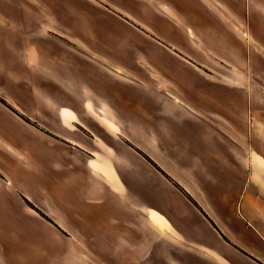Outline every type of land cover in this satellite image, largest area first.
<instances>
[{
  "label": "crops",
  "instance_id": "1",
  "mask_svg": "<svg viewBox=\"0 0 264 264\" xmlns=\"http://www.w3.org/2000/svg\"><path fill=\"white\" fill-rule=\"evenodd\" d=\"M138 28L178 56L194 57L195 44L228 59L242 51L245 33L264 48V0H0V60L52 62L56 44L85 45L107 58ZM229 93L174 104L186 139L170 146L141 132L137 147L149 160L137 166L141 158L127 152L126 169L105 162L114 130L86 116L84 103L64 108L85 132L69 130L57 111L53 117L52 99L31 114L19 105L24 117L0 112V264H137L140 254L145 264H264V179H252L247 147L264 160V108L256 107L260 127L249 137L233 116L245 95ZM158 103L168 114V103ZM103 107L112 127L115 117ZM141 166L150 179L137 176ZM140 214L147 224L138 226ZM152 216L167 228L159 230Z\"/></svg>",
  "mask_w": 264,
  "mask_h": 264
},
{
  "label": "rangeland",
  "instance_id": "2",
  "mask_svg": "<svg viewBox=\"0 0 264 264\" xmlns=\"http://www.w3.org/2000/svg\"><path fill=\"white\" fill-rule=\"evenodd\" d=\"M127 34L132 42L121 45V51H115L116 54L107 52L104 55L107 58L97 55L85 45L56 44L52 46V62L33 59L19 62L16 58L0 60V112L24 117L19 112L20 107L31 114L33 105L40 101L50 102L52 99V116L54 117L57 111L59 116L61 113L62 121L69 130L78 128L85 132L80 125L71 124L74 119L69 116H75H72V111H65L64 106H82L84 103V113L90 114L99 113L104 108L102 106L106 105L115 119L114 123H111L114 132L110 134L114 141L110 138L105 142L104 158L110 167L114 164H124L119 169L128 167V160L124 159L128 158L127 152L136 153L137 158H141V163L138 161L137 166L147 164L149 158L139 149L143 143V136L138 135L141 132L143 135L159 139L164 145H180L186 139V127L180 124L172 113L174 104L189 106L196 100L208 102L212 99L209 97L210 93L217 89L228 90L230 93L233 90L245 95L243 107H239L237 113L234 111L233 116H239L241 123L246 124L249 137L257 132L256 128L260 127L257 123L260 121L257 118V108H264V48L251 35L244 34L248 38L243 42L240 53H233L228 59H216L215 54L205 49L201 52L195 44L190 47L197 52L194 57L178 56L172 50L157 45L143 29H133ZM52 41H55L53 34ZM70 51H83L87 55L79 59L71 55ZM48 68L52 69L50 76L43 71ZM42 83L43 87H52L51 94L47 87V92L41 91ZM233 95L237 97L236 93ZM158 99L168 103V114L163 113ZM238 99H232L234 106ZM212 101L215 102L214 99ZM219 101L218 95L217 102ZM95 105H99V109H96ZM104 111L107 112V109ZM199 113L206 119L210 117L205 110H199ZM37 116L41 117L39 110ZM261 130L264 133L262 125ZM115 141L122 147L121 150L118 147L119 150L113 148ZM247 145L252 179L262 180L264 171H260L256 165L264 164V160L250 150L248 142ZM190 147L195 148L192 144ZM113 152H120L122 157L113 155ZM216 157L219 176L224 163L218 155ZM138 171L139 178L142 175L150 179V173L142 166L141 172L139 169ZM105 176L108 179L109 175ZM169 179L172 180L170 177ZM222 179L229 178L223 175ZM140 211L147 213L148 217L149 211L143 207L138 209V212ZM236 213L240 216L239 210ZM136 222L138 226L147 224L142 214L136 216ZM148 240L150 241L149 237ZM154 240L152 238L150 243ZM140 255L141 259L137 264H145V255Z\"/></svg>",
  "mask_w": 264,
  "mask_h": 264
},
{
  "label": "bare ground",
  "instance_id": "3",
  "mask_svg": "<svg viewBox=\"0 0 264 264\" xmlns=\"http://www.w3.org/2000/svg\"><path fill=\"white\" fill-rule=\"evenodd\" d=\"M175 100H177L176 98H175ZM103 107V106H102ZM15 108H17V107H15ZM91 114L93 115V117L96 119V120H98L101 124H103L105 127H107V128H111V125H109L110 124V122H108V119L104 116V113L103 112H100V114L99 113H92L91 112ZM149 221L154 225V226H156L159 230H163V229H166L167 227H166V225L164 224V223H162V221L161 220H159V218H156V217H154V216H152V217H150V219H149Z\"/></svg>",
  "mask_w": 264,
  "mask_h": 264
},
{
  "label": "snow or ice",
  "instance_id": "4",
  "mask_svg": "<svg viewBox=\"0 0 264 264\" xmlns=\"http://www.w3.org/2000/svg\"><path fill=\"white\" fill-rule=\"evenodd\" d=\"M75 119V118H74Z\"/></svg>",
  "mask_w": 264,
  "mask_h": 264
}]
</instances>
